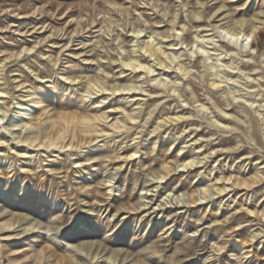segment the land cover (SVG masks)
<instances>
[{
  "label": "rangeland",
  "instance_id": "1",
  "mask_svg": "<svg viewBox=\"0 0 264 264\" xmlns=\"http://www.w3.org/2000/svg\"><path fill=\"white\" fill-rule=\"evenodd\" d=\"M231 28L247 35L250 74L217 75L191 56L196 34L218 39ZM147 41L174 54L170 69L143 54ZM140 55L153 74L176 79L186 102L160 92L143 68L123 65ZM256 73L264 75V0H0V170L8 172L0 223H13L0 231V264H264V86ZM96 81L107 90H88ZM192 85L208 109L193 102ZM182 109L186 121L150 132L163 112ZM57 127V147L37 145ZM89 127L96 133L82 131ZM25 151L31 161L19 166ZM141 189L172 203L145 216Z\"/></svg>",
  "mask_w": 264,
  "mask_h": 264
},
{
  "label": "bare ground",
  "instance_id": "2",
  "mask_svg": "<svg viewBox=\"0 0 264 264\" xmlns=\"http://www.w3.org/2000/svg\"><path fill=\"white\" fill-rule=\"evenodd\" d=\"M221 32L223 33V35L221 34L220 38L218 39H215V36H212V37H209L208 34H204V35H199V34H196L194 36V48L193 50H191V56L193 55H196L197 53L200 54V56L202 57V60H201V63H204V60L207 62V65H209V68L211 70H217L216 74L218 75L219 72H221V70H224V69H228L230 71H235L237 70V72L242 73V74H250L249 71L251 70L249 67V63H250V59H254V55H252V53L249 52V49L251 48V46L249 47V49L247 50L248 48V45H247V35L244 36V34H240V31H236L234 29H228V30H221ZM243 32V31H242ZM239 35L241 37H239ZM153 37V36H152ZM244 37V38H243ZM143 52V54H147L148 57H153L155 60L154 62L156 63L157 66H160L161 68H168L170 69V65L168 64V60L171 59H175V56L174 54H165L164 51L161 49L160 46H155L152 41H147V42H144L140 45V48ZM227 56V60H224L222 61V58L226 57ZM238 56H248V58L246 60H242L241 58H237ZM250 56V57H249ZM140 56L138 57H134L133 59H128V60H125V61H122L123 62V65L124 66H129L132 68V70H136V69H139V68H143L144 71L148 74H150L151 76H154L153 78H151L152 81H154L155 84H157L158 86H160V89H162V91L160 92H167L168 94H173V95H177L178 98L182 99L181 101H184L186 102V99H185V93L182 92L181 89H179V86L177 85V81L176 79L174 80H170L168 77H166V75H162L163 73H156V74H153L154 71L156 70V68H154L153 65H144L140 62ZM254 63V62H253ZM201 65V64H200ZM29 66V65H28ZM180 66V65H179ZM38 68V67H37ZM243 68H247L249 69L248 72L246 73H243ZM253 68V67H252ZM35 69V68H34ZM257 67H254V70H256ZM32 70V69H31ZM48 70V69H47ZM183 70H186V69H183ZM189 70V69H187ZM247 71V70H246ZM36 72V71H35ZM41 72V71H40ZM183 75H186L187 71H183ZM236 72V71H235ZM236 72V73H237ZM239 74H237L236 76L238 77ZM46 75V74H45ZM257 77H258V81L260 83V85H262L261 87L264 86V75L262 73H256ZM189 76V75H188ZM74 79V78H73ZM81 79V78H80ZM231 79V78H230ZM95 80V79H94ZM101 81V80H100ZM262 81V82H260ZM222 78H219V79H211L210 80V84L212 86H220L221 83H222ZM104 84V81L102 82ZM192 83V82H191ZM194 83V82H193ZM94 85L96 86V88H98L99 90H107L105 87H103V85L101 84V82L99 83L98 81H96V83L94 82V84H92L91 86L88 87V90L92 89L94 87ZM106 85V84H105ZM259 85V86H260ZM133 88H137L135 84H132L130 86H127V87H118V86H115L114 89H113V92L115 90H131ZM191 93H193L194 95V98L193 99V102L197 104L198 107H200V110L202 109H208V105L207 103H203V102H200V99L198 97V95L196 94V88L194 85H192L191 87ZM159 89V90H160ZM87 90V91H88ZM86 91V92H87ZM157 91V90H156ZM262 91V90H261ZM44 92V91H43ZM91 92V91H89ZM98 92V91H96ZM87 94V93H86ZM42 95V94H41ZM34 98V97H33ZM32 98V99H33ZM187 98V97H186ZM38 99V98H37ZM179 99V100H180ZM227 99V98H226ZM39 100V99H38ZM215 100V99H214ZM214 100L212 102H214ZM257 100H254L250 103V105H252L253 102H255ZM216 102V101H215ZM217 105H219L220 103L219 102H216ZM212 104V103H211ZM228 104V102H227ZM226 104V105H227ZM131 105V104H130ZM139 105V106H138ZM215 105V104H214ZM137 108H141L140 106V103L137 102ZM220 106V105H219ZM259 107L263 106V104L259 103L258 105ZM228 107V106H227ZM219 108V107H218ZM221 108V107H220ZM184 109V108H183ZM183 109L181 111H176L173 115H168L167 113L168 112H163L162 115L164 116H159L158 118L162 117L160 121H157V124L155 125V127L150 131L151 133L156 131L158 128H160L161 126H163L162 123H183L184 121H186L188 119V116L185 114V112H183ZM149 110V109H148ZM225 110V109H224ZM223 110V111H224ZM152 111V110H151ZM151 111H147L145 112L146 114H151ZM125 112V115L128 119L130 120H134L136 118V116H134L132 113L130 112H126V110H124ZM221 112V111H220ZM137 113V112H136ZM140 113V112H139ZM143 113V112H142ZM189 113V112H188ZM228 113V112H227ZM227 113L224 112L225 115H227ZM29 114V113H28ZM234 114V113H232ZM147 115V116H148ZM236 115V114H235ZM222 117V116H221ZM74 119V118H73ZM81 120V119H80ZM126 120V119H125ZM136 120V119H135ZM190 120V119H189ZM193 120V119H192ZM231 120V119H229ZM263 120V124H264V116L262 118ZM127 121V120H126ZM82 122V121H81ZM80 122V123H81ZM92 122V121H91ZM122 122V120H121ZM225 122V121H224ZM60 123V122H59ZM214 123H216L217 126L221 127V128H224V129H229L230 131H233L235 128H234V125L230 124L229 121L228 123L224 124H218L216 121H214ZM187 124V122H186ZM190 124H192V122H190ZM194 124V123H193ZM92 125V124H91ZM94 125V124H93ZM122 125V124H121ZM72 126V125H71ZM96 126V125H95ZM192 126V125H191ZM70 128V127H69ZM62 128H59L57 127L55 129V134H57V136L53 137L55 134L52 133L50 135H47L45 136V140L41 141V142H38L37 145L38 146H44L45 148L47 149H51L52 146L54 147H57V144L58 143H61L62 140L64 138L61 137V134L59 135V131H61ZM118 129V128H117ZM185 130V129H184ZM82 131H85V132H88V133H96V130L95 129H92L91 127L87 128L86 130H82ZM41 132V131H40ZM69 132V131H68ZM67 132V133H68ZM75 133V136H76V132H73V135ZM68 135H70V133H68ZM92 136V135H91ZM99 136V135H98ZM101 136V135H100ZM239 136V135H238ZM81 137V136H80ZM134 137V136H133ZM86 138V137H85ZM3 139V138H2ZM98 139V138H97ZM135 139V138H133ZM69 140V139H68ZM77 140V139H76ZM197 140V139H196ZM36 141V138H30L29 139V143L30 145H32L31 143L35 142ZM90 141V140H89ZM7 142V141H6ZM18 142H26L25 140H18ZM66 142V141H65ZM64 142V143H65ZM113 142V141H112ZM240 142V141H239ZM71 143V142H70ZM105 143V142H104ZM68 144V143H67ZM10 145V144H9ZM66 145V144H65ZM64 145V146H65ZM70 145V144H69ZM99 145V144H98ZM105 145V144H104ZM113 145V144H112ZM1 146V145H0ZM105 146H108L109 148L111 147L109 144L105 145ZM71 147V145H70ZM98 147V146H97ZM102 147V146H101ZM26 148V146H25ZM91 148V147H90ZM96 148V147H95ZM104 148V146H103ZM108 148V149H109ZM3 149V148H2ZM1 149V150H2ZM58 149V148H56ZM55 149V150H56ZM28 150V149H27ZM52 150V149H51ZM94 150V149H93ZM97 150V149H96ZM95 150V151H96ZM104 150H106L104 148ZM110 150V149H109ZM113 150V149H111ZM179 150V149H178ZM22 151V150H21ZM46 151V150H45ZM17 152V151H16ZM52 152V151H51ZM56 152V151H55ZM110 152V151H109ZM138 152L137 149H133L132 150V153L130 154V157L134 156L136 153ZM19 154H21L22 156L18 159V161L21 162V164L19 166H26L29 164V162L31 161V159H29V155L28 156H24L26 154V151L23 152V153H20L18 152ZM60 153V152H59ZM76 154V153H75ZM4 155V154H3ZM12 155V154H11ZM74 155V154H73ZM10 156V155H9ZM16 156V155H15ZM56 156V155H55ZM187 156V155H186ZM4 156H0V160L3 158ZM8 157V155H7ZM5 157V158H7ZM11 157V156H10ZM17 157V156H16ZM33 157V156H32ZM59 157V156H58ZM206 157V156H205ZM4 158V159H5ZM12 158V157H11ZM36 158V157H35ZM57 158V157H56ZM45 159V158H44ZM37 160V159H36ZM55 160V159H53ZM41 161V160H40ZM38 161V162H40ZM46 161V160H45ZM196 160H194V157L193 158H189L188 161L186 162V164L184 165L185 167L187 165H192ZM202 160L199 159V161L197 162H200ZM77 162V161H76ZM75 161L73 162L76 163ZM50 163V162H49ZM56 163V161H55ZM77 164V163H76ZM198 164V163H197ZM264 164V162H263ZM93 166V165H92ZM18 167V166H17ZM44 167V166H43ZM54 167V166H53ZM258 167V166H257ZM21 168V167H20ZM24 168V167H23ZM45 168V167H44ZM19 169V168H18ZM50 169V168H49ZM166 169V168H165ZM258 169V168H257ZM48 170V169H47ZM4 171V170H3ZM2 170H0V176H3L5 173H3ZM10 171V170H9ZM36 171V170H35ZM77 171V170H76ZM167 171V170H166ZM57 172V171H56ZM79 172V171H78ZM8 173V172H7ZM6 173V174H7ZM10 174V173H9ZM33 175V173H32ZM262 175V174H261ZM36 176V175H35ZM41 176V174H40ZM26 178V177H25ZM33 178V177H32ZM165 178L163 175L159 176V177H156V179L153 180V183L154 184H157L159 185L161 182H162V179ZM215 178V181H218L220 179V177L217 178L216 177H213ZM24 179V178H23ZM31 179V178H30ZM44 179V178H43ZM222 179V177H221ZM40 182V181H39ZM37 183V182H36ZM240 183V182H239ZM207 185V184H205ZM219 186V185H217ZM215 188V191L216 193H220L222 191L221 188L217 187ZM157 187V186H156ZM209 186L207 185L206 187H204L203 189V195H204V198H206L208 196L207 193H209ZM215 187V186H214ZM112 187H110V190H111ZM225 189V188H224ZM145 190V191H144ZM211 191L213 189H210ZM147 191L148 189H141L140 193H139V198H140V203H141V208L143 209V211L145 212L144 215L145 216H152V214H160L162 213L164 210L167 209V204H171L172 203V199L170 198L169 200H166L164 202L159 201L158 203H154L153 202V197H149L150 194H147ZM169 194L167 195V198H168ZM157 200V199H156ZM153 202V203H152ZM21 207V206H20ZM31 207V206H30ZM11 208V207H10ZM13 208V207H12ZM172 208V207H171ZM141 209V210H142ZM232 209L234 210H238L239 207L236 206V207H233ZM16 210V209H15ZM36 210V209H35ZM19 211V210H18ZM30 211V210H29ZM32 213V212H31ZM170 213V212H169ZM4 214V213H3ZM3 214L1 213L0 216H3ZM164 215V214H163ZM162 215V216H163ZM19 222H24V220L26 219V217H24L23 215L21 214H17L16 215ZM33 216V215H32ZM159 216V215H158ZM10 217V216H9ZM24 224V223H23ZM15 225V224H14ZM13 226V223H11L10 221H4L2 223H0V231L1 230H8V229H11V227ZM34 229V227H25L23 229L24 232H28V231H32ZM33 233V232H32ZM254 237V236H252ZM80 253V252H79ZM112 259V258H111ZM107 260H109L107 258ZM112 261V260H111ZM114 263V262H112ZM105 264V263H104Z\"/></svg>",
  "mask_w": 264,
  "mask_h": 264
}]
</instances>
